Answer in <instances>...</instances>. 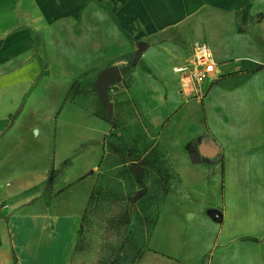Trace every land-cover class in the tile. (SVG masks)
Returning <instances> with one entry per match:
<instances>
[{
    "label": "crops",
    "instance_id": "0c3cea01",
    "mask_svg": "<svg viewBox=\"0 0 264 264\" xmlns=\"http://www.w3.org/2000/svg\"><path fill=\"white\" fill-rule=\"evenodd\" d=\"M194 43L217 65L199 96L173 71ZM130 58L149 75L118 102L159 187L137 264H264V0H0V264H74L109 121L75 87Z\"/></svg>",
    "mask_w": 264,
    "mask_h": 264
},
{
    "label": "rangeland",
    "instance_id": "374dc122",
    "mask_svg": "<svg viewBox=\"0 0 264 264\" xmlns=\"http://www.w3.org/2000/svg\"><path fill=\"white\" fill-rule=\"evenodd\" d=\"M207 15L211 18L210 14ZM233 17L234 29L239 33L248 24L260 21L259 15L252 17L247 9L237 12ZM230 24L231 21L226 19L218 30L226 33ZM192 25L187 26L189 34L193 33ZM178 35L171 30L165 34L177 45L189 43H185V38ZM165 61L167 66L173 62L170 57ZM128 64L127 68H120L122 78L119 82L122 85L119 86L117 82L106 90L111 106L109 114L101 106L91 82L75 87V92L87 101L89 110L100 118L107 117L109 121L103 153L98 169L94 172L93 197L90 201L89 196L78 227L74 264H137L154 220L159 197L156 189L159 187L156 188L151 172L158 163L153 161L152 154H146V147L136 151V146L131 144L128 137L130 105L128 100L118 102L122 89L128 88L132 76L139 80L149 73L138 58H130ZM151 80L148 76V81ZM131 167L140 170L137 173Z\"/></svg>",
    "mask_w": 264,
    "mask_h": 264
},
{
    "label": "built area",
    "instance_id": "2783aa9c",
    "mask_svg": "<svg viewBox=\"0 0 264 264\" xmlns=\"http://www.w3.org/2000/svg\"><path fill=\"white\" fill-rule=\"evenodd\" d=\"M216 67L211 51L202 43H194L189 60L175 67L173 71L184 87L191 88L195 96H199L202 89L215 80Z\"/></svg>",
    "mask_w": 264,
    "mask_h": 264
},
{
    "label": "water",
    "instance_id": "95a60500",
    "mask_svg": "<svg viewBox=\"0 0 264 264\" xmlns=\"http://www.w3.org/2000/svg\"><path fill=\"white\" fill-rule=\"evenodd\" d=\"M144 46L142 43L138 44V47H142ZM121 78L120 72L118 70L117 67H111V68H107L102 70L94 83L95 89H96V93L98 96V99L100 101V103L106 107L107 111L110 112L111 107L107 98V88L119 81ZM131 169L137 170V173L139 172L140 168L138 167H131Z\"/></svg>",
    "mask_w": 264,
    "mask_h": 264
},
{
    "label": "trees",
    "instance_id": "16d2710c",
    "mask_svg": "<svg viewBox=\"0 0 264 264\" xmlns=\"http://www.w3.org/2000/svg\"><path fill=\"white\" fill-rule=\"evenodd\" d=\"M259 17L262 18V15H259ZM54 176H55V171H51L48 175L46 186H49L52 183ZM92 197H93V193L91 192L90 201L92 200Z\"/></svg>",
    "mask_w": 264,
    "mask_h": 264
}]
</instances>
